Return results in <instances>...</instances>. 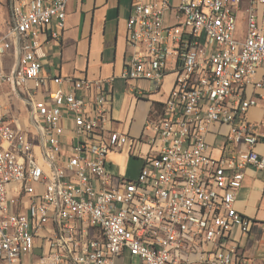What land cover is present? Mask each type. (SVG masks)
Instances as JSON below:
<instances>
[{
  "label": "built area",
  "instance_id": "built-area-1",
  "mask_svg": "<svg viewBox=\"0 0 264 264\" xmlns=\"http://www.w3.org/2000/svg\"><path fill=\"white\" fill-rule=\"evenodd\" d=\"M70 0H7L0 29V264H264L242 247L261 218L237 211L244 169L264 172V0H131L124 81L159 90L169 119L146 129L133 178L107 170L130 143L111 127L114 77H49L44 48L63 35ZM7 97L18 104L9 103ZM226 126L232 151L206 137ZM138 145L141 141H131ZM246 238V239H247Z\"/></svg>",
  "mask_w": 264,
  "mask_h": 264
},
{
  "label": "crops",
  "instance_id": "crops-1",
  "mask_svg": "<svg viewBox=\"0 0 264 264\" xmlns=\"http://www.w3.org/2000/svg\"><path fill=\"white\" fill-rule=\"evenodd\" d=\"M177 0H172L175 3ZM7 0H0V29L7 19ZM131 13V0H70L66 9L65 28L59 42H51L44 48L41 73L49 77H86L106 79L114 77L111 84V127L128 135L131 141L121 150L107 155V170L113 175L133 178L141 166V153L148 151L146 140L152 136L146 129L150 122L158 123L163 115V102L172 89L175 75L169 73L163 79L159 90L146 80L124 81L120 78L127 54L126 21ZM247 119L256 125L264 122V102L247 113ZM226 126L210 127L206 137L211 155L217 157L232 151L225 144ZM258 132L264 136V127ZM264 155V143L256 146ZM241 188L236 194L235 207L238 212L254 218L263 205L262 189L264 172L252 167L243 171ZM256 218V217H255ZM250 235L246 240L249 241ZM243 239V238H242ZM246 254L258 261L259 258ZM115 264H128L116 260Z\"/></svg>",
  "mask_w": 264,
  "mask_h": 264
},
{
  "label": "rangeland",
  "instance_id": "rangeland-1",
  "mask_svg": "<svg viewBox=\"0 0 264 264\" xmlns=\"http://www.w3.org/2000/svg\"><path fill=\"white\" fill-rule=\"evenodd\" d=\"M9 103H17L18 102L12 98V97H7L6 99ZM261 218L262 217V212L260 211L258 214H255L254 218ZM262 236V234L256 230L253 234V237L247 241L246 238L244 237L241 241V245L242 247L245 248V251L248 252V254L252 253L254 255H256L258 258L260 257V255L263 253L264 251V240H261L260 237Z\"/></svg>",
  "mask_w": 264,
  "mask_h": 264
},
{
  "label": "bare ground",
  "instance_id": "bare-ground-1",
  "mask_svg": "<svg viewBox=\"0 0 264 264\" xmlns=\"http://www.w3.org/2000/svg\"><path fill=\"white\" fill-rule=\"evenodd\" d=\"M171 116V108H164L162 119H169ZM151 130H159V123H151Z\"/></svg>",
  "mask_w": 264,
  "mask_h": 264
}]
</instances>
